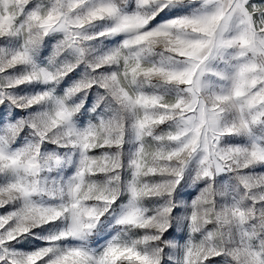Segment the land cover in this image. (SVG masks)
Wrapping results in <instances>:
<instances>
[{
	"label": "snow or ice",
	"instance_id": "6c2138e0",
	"mask_svg": "<svg viewBox=\"0 0 264 264\" xmlns=\"http://www.w3.org/2000/svg\"><path fill=\"white\" fill-rule=\"evenodd\" d=\"M0 264H264V0H0Z\"/></svg>",
	"mask_w": 264,
	"mask_h": 264
}]
</instances>
